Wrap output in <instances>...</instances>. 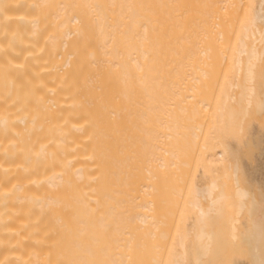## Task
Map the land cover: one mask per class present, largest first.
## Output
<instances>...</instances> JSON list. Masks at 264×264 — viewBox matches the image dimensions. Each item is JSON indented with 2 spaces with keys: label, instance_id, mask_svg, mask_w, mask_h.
I'll list each match as a JSON object with an SVG mask.
<instances>
[{
  "label": "bare ground",
  "instance_id": "1",
  "mask_svg": "<svg viewBox=\"0 0 264 264\" xmlns=\"http://www.w3.org/2000/svg\"><path fill=\"white\" fill-rule=\"evenodd\" d=\"M249 1L0 0V264H164Z\"/></svg>",
  "mask_w": 264,
  "mask_h": 264
},
{
  "label": "rangeland",
  "instance_id": "2",
  "mask_svg": "<svg viewBox=\"0 0 264 264\" xmlns=\"http://www.w3.org/2000/svg\"><path fill=\"white\" fill-rule=\"evenodd\" d=\"M253 1H249L239 23L221 98L213 116L206 120L204 157L186 173L182 199L185 209L174 236L167 242L164 264H256L251 235L261 220L264 229V128L260 123L264 119V0ZM250 96L252 118L246 126L243 146L229 140L230 151L226 152L220 132L231 126L242 110H249ZM234 152L239 154V182L232 178L229 167ZM238 189L245 196H239ZM200 210L206 212L204 217ZM200 229L205 232L201 240ZM200 243L208 244L207 251H201Z\"/></svg>",
  "mask_w": 264,
  "mask_h": 264
},
{
  "label": "snow or ice",
  "instance_id": "3",
  "mask_svg": "<svg viewBox=\"0 0 264 264\" xmlns=\"http://www.w3.org/2000/svg\"><path fill=\"white\" fill-rule=\"evenodd\" d=\"M250 76H251V65H250ZM261 80L264 82V56L261 57ZM264 100V98H262ZM251 104L252 97H249V110H242L239 116H237L234 120V123L221 130L220 139L224 142V147L226 152L230 151L228 146L229 140H236L243 146V141L246 132V126L248 121L252 118L251 114ZM261 127L264 128V119L261 120ZM238 153L232 154V164L229 166L231 169L232 178L239 182V168H238ZM213 188H215V184H213ZM215 203V202H214ZM203 215V213L201 214ZM173 264H182L180 261H175ZM198 264H211L210 261H199Z\"/></svg>",
  "mask_w": 264,
  "mask_h": 264
}]
</instances>
